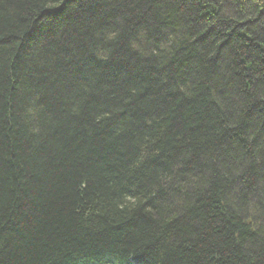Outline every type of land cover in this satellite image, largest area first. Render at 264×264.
Segmentation results:
<instances>
[{
    "label": "trees",
    "instance_id": "1",
    "mask_svg": "<svg viewBox=\"0 0 264 264\" xmlns=\"http://www.w3.org/2000/svg\"><path fill=\"white\" fill-rule=\"evenodd\" d=\"M0 264H264V0H0Z\"/></svg>",
    "mask_w": 264,
    "mask_h": 264
}]
</instances>
